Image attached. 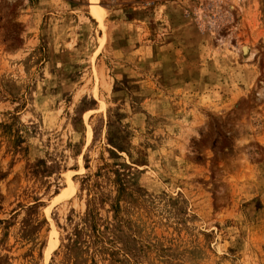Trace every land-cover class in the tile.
Segmentation results:
<instances>
[{
	"label": "rangeland",
	"instance_id": "rangeland-1",
	"mask_svg": "<svg viewBox=\"0 0 264 264\" xmlns=\"http://www.w3.org/2000/svg\"><path fill=\"white\" fill-rule=\"evenodd\" d=\"M0 264H264V0H0Z\"/></svg>",
	"mask_w": 264,
	"mask_h": 264
},
{
	"label": "bare ground",
	"instance_id": "bare-ground-1",
	"mask_svg": "<svg viewBox=\"0 0 264 264\" xmlns=\"http://www.w3.org/2000/svg\"><path fill=\"white\" fill-rule=\"evenodd\" d=\"M94 1H96V0H93V2H94ZM243 47H244V46H243ZM243 47H241V48H243ZM241 50H242V49H241ZM245 51H246V50H245V48H244V52H245Z\"/></svg>",
	"mask_w": 264,
	"mask_h": 264
}]
</instances>
